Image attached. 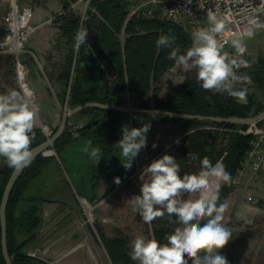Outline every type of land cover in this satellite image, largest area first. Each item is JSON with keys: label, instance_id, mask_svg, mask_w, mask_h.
I'll list each match as a JSON object with an SVG mask.
<instances>
[{"label": "trees", "instance_id": "obj_1", "mask_svg": "<svg viewBox=\"0 0 264 264\" xmlns=\"http://www.w3.org/2000/svg\"><path fill=\"white\" fill-rule=\"evenodd\" d=\"M64 11H69L66 16H57L63 36L70 44L68 76L71 75L75 57L74 35L80 29L81 16L75 15L70 9L72 3L78 0H62ZM128 0H92L87 18L91 30L98 36L101 47L104 49L113 67L105 66L104 61L93 55L91 49L80 46L79 60L91 63L105 76L113 78L116 91L128 92L137 97V106L141 110L152 108L167 110L170 112L200 115L205 117L220 118H256L264 112V56L257 60H249V68H241L240 75L250 77L247 85L249 94L247 104L237 103L226 93L206 91L196 82V73L188 75L179 87H172L165 99L160 98L162 88L155 85L162 77L175 66V62L168 59L169 48H158L156 40L160 35H175L176 44L180 45L182 52L191 46V32L181 25L168 21L146 19L142 17H128L130 11ZM241 85L237 84L236 87ZM258 91L263 92L259 97ZM73 105L78 106L86 102L97 101L112 106L120 105L116 98H99L89 90H82L77 82L73 85ZM211 97V100L207 99ZM81 114L95 113L92 120L99 123L83 137L92 138L93 144L106 151L118 150L115 144L122 138L121 112L101 109L97 107L86 108ZM164 122L173 121L178 124L190 126V133L186 135L183 146L179 149L178 160L180 166L188 167L196 164L200 166L199 159H188V153L197 154L200 159L207 156L213 164L223 158L226 170L231 174V183L227 184L230 192L234 190V180L243 168V163L251 148L253 135H243L237 132L240 128H246L247 124L216 122L212 120H200L189 118H177L159 115ZM264 120L259 122L262 125ZM212 124L217 129L203 128ZM57 128H54L56 133ZM34 139L30 148H34L44 142L46 137L40 128L34 129ZM75 130L70 129L55 143L57 147H63L77 140ZM53 133V134H54ZM227 155L224 156V153ZM224 156V157H223ZM55 156H43L40 154L20 174L11 191L7 207V248L13 264H49L46 260L31 256L25 250L27 244L33 241L42 225V203L48 201L42 196L26 197L25 193L30 183L39 176L49 159ZM14 168L9 167L3 158L0 170V208L6 184ZM127 175L121 183L130 178ZM229 193L220 192V201ZM86 199L90 203L99 201L96 197L89 196ZM79 202L74 203L79 206ZM175 220V217H171ZM169 216L155 219L152 224V234L161 243L164 237L176 226L169 223ZM203 223V221H202ZM93 227V226H92ZM100 240L112 262V264H137L131 259L128 238L124 234L109 237L102 228L95 226ZM2 226L0 217V264H7L1 245ZM191 264V261H189Z\"/></svg>", "mask_w": 264, "mask_h": 264}, {"label": "clouds", "instance_id": "obj_2", "mask_svg": "<svg viewBox=\"0 0 264 264\" xmlns=\"http://www.w3.org/2000/svg\"><path fill=\"white\" fill-rule=\"evenodd\" d=\"M198 6L203 9V2ZM206 19L208 26L192 30L191 46L183 52L176 44L175 35H160L156 46L169 48L168 59L185 72L195 71L196 82L202 89L226 93L237 103L247 104L250 77L238 74L237 70L251 66L243 57L247 51L245 40L253 34L240 32L233 34L230 41L221 40L218 37L227 30L226 20L211 9L207 10ZM87 36L88 31L81 27L73 37L75 47L84 44ZM226 44L234 49V55L225 51ZM237 84L241 86L236 87ZM31 95L27 90L16 89L0 94V157L9 167L19 168L31 158L30 146L38 117V110L29 103ZM150 128V123L140 128L122 126V138L115 147L120 150L124 169L130 170L134 159L147 147ZM175 142L179 144V139ZM152 147L157 145L154 143ZM83 151L95 163L103 156L102 149L93 146L92 140L86 142ZM188 159H199L198 172L181 177L180 164L168 154L154 159L143 169L141 194L133 195L127 203L145 224L150 225L167 214L169 223L176 226L164 237L163 243L154 236H136L131 243V259L137 264H189V261L191 264H228L220 250L232 239V230L222 222L227 204L219 201L221 186L231 183V174L223 158L213 164L207 156L200 159L197 154L188 153ZM114 182L119 185L121 180L116 177ZM173 216L175 220L171 219ZM237 218L251 222L239 212Z\"/></svg>", "mask_w": 264, "mask_h": 264}, {"label": "crops", "instance_id": "obj_3", "mask_svg": "<svg viewBox=\"0 0 264 264\" xmlns=\"http://www.w3.org/2000/svg\"><path fill=\"white\" fill-rule=\"evenodd\" d=\"M83 1L85 4L86 0H78L76 3H72L70 9L75 15L82 16L84 4L81 7L79 3ZM128 2L129 9H131L134 0H128ZM18 4L21 7L28 5L34 7L32 25L36 29L29 37L21 56L23 63L30 71L28 80L36 95L38 105L39 120H36L34 129L39 128V121L48 123L53 128H58L66 108L69 106L68 110H73L77 107L73 105V101L79 99L73 97L72 91L69 104H67V92L70 82L68 76L70 44L63 36L59 22L55 21L58 15L66 16L70 10L64 11L62 0H18ZM8 9V0H0V39L5 36L4 17ZM78 9L80 12H77ZM87 22L88 18L86 17L85 30L89 32L91 28H89ZM179 25L191 32L186 23ZM87 45L93 55L97 56L88 41L80 46L86 48ZM4 57H7L10 61L0 62V94H4L10 89L20 91L16 77H11V64L14 66V56L8 51L0 50V58L3 59ZM176 67L175 65L173 68ZM38 72L41 73L42 79ZM169 75H171V69L155 84L162 88L160 92L161 99H165L169 93V89H165L163 84ZM183 81L172 87H179ZM75 82H77L80 89L89 90L99 98L109 96V98L120 100V105L116 106L128 109L138 108L136 96L128 92L116 91L113 78L102 75L95 65L79 60V56L73 85ZM112 111L121 112L122 124L129 126V128H140L144 123L155 124L156 119L161 120L158 117L159 115L150 113L129 110ZM94 114H81L78 112L71 115L69 121L82 125L92 121ZM140 115L143 116L142 120L139 118ZM173 123L172 128H184L183 132L185 133L188 132L187 128H191L187 125ZM210 126L213 125L207 124L203 128H209ZM260 126L264 127V122ZM70 129L68 126L67 130ZM80 137H83V135ZM52 158L54 157L49 159L48 164L53 160ZM2 163L3 158L0 157V170ZM111 176V174L106 176L104 180H114ZM234 185V190L229 192V195L222 200V203L227 204L222 222L232 230V239L220 250V254L226 257L228 264H264V167L258 176L253 175L251 167H243L235 177ZM78 196L85 199L83 203L86 202V194H79ZM250 197H253L257 202L250 201ZM47 200L42 203V225L38 235L27 244L25 247L26 252L31 256L46 260L49 264H81V260L86 261V257H89L86 254L88 253L86 250V227H84L80 216L81 207L71 205L72 203L65 204L50 201L52 199ZM238 212L246 216L251 222L245 223L243 220L238 219ZM69 255L75 256L68 257Z\"/></svg>", "mask_w": 264, "mask_h": 264}, {"label": "rangeland", "instance_id": "obj_4", "mask_svg": "<svg viewBox=\"0 0 264 264\" xmlns=\"http://www.w3.org/2000/svg\"><path fill=\"white\" fill-rule=\"evenodd\" d=\"M83 6L84 1L79 3ZM77 12H80L79 9ZM247 51L244 59L257 60L264 56V34L257 33L245 40ZM225 51L235 54L230 45L225 47ZM9 62L6 57L0 58V62ZM11 77L15 78V68L11 64ZM195 71L185 72L181 67H176L171 75L167 76L163 82L165 89H170L185 80L188 75ZM34 78V77H33ZM93 85V84H91ZM259 97H263V92L258 91ZM39 116V115H38ZM141 120L142 115L139 117ZM158 118V117H156ZM159 119V118H158ZM39 120V117L36 119ZM135 121V119H133ZM161 121V122H160ZM40 123V121H39ZM173 121L164 122L156 119L155 124H151L150 131L147 133V147L142 149L133 161L130 170L123 168L119 155L120 150L106 151L102 148L103 156L98 163L89 159L83 151L86 142L93 140L90 137H79L76 141L63 147H57V152L53 160L43 172L37 176L25 193V196H42L46 199L58 200L60 202L73 205L85 201L79 198V194H86L99 199L95 203H90L88 199L80 203L81 217L84 227H86V261L81 260V264H112L95 226L102 228L105 235L112 237L124 234L128 238L129 252L131 253V243L136 236L143 235L151 237L152 224H145L139 213L132 209V205L127 203L133 195H140L142 181L140 179L143 169L154 159L161 158L164 154L172 155L178 160L179 149L183 146L185 135L190 133L183 132L184 128H172ZM171 126V128H170ZM153 127V128H152ZM179 139V144L175 141ZM157 147L153 148L152 145ZM93 146H96L93 144ZM98 146V145H97ZM179 163V161H177ZM179 175L185 173L192 174L199 171L200 166L193 164L188 167L180 166ZM112 179L119 177L124 179L127 175L130 178L117 185L114 180H104L108 175ZM99 183V186H98ZM98 186V189H97ZM223 188V185L221 186ZM98 190V191H97ZM222 189H220L221 191ZM98 196V197H97ZM186 198V197H185ZM91 209L94 227H92L84 209ZM90 217V216H89ZM75 256V255H69ZM90 258V259H89Z\"/></svg>", "mask_w": 264, "mask_h": 264}, {"label": "built area", "instance_id": "obj_5", "mask_svg": "<svg viewBox=\"0 0 264 264\" xmlns=\"http://www.w3.org/2000/svg\"><path fill=\"white\" fill-rule=\"evenodd\" d=\"M8 2L9 9L4 17L5 36L0 39V50L8 51L14 56L15 74L20 91L27 90L32 93L29 103L38 110L36 95L28 80L30 71L21 59L26 43L36 29L32 25L34 7L31 5L21 7L18 0H8ZM199 2H203V9L198 6ZM208 9L216 12L227 22V30L218 37L221 40L230 41L233 34L240 32L264 34V0H190V2L189 0H134L128 17L186 23L192 32L194 28L208 26L206 19ZM174 70L175 68H172L171 72ZM262 120L264 118L237 130L243 135L255 137L243 163V167L252 168L255 176H258L264 167V127L259 125ZM68 126L76 131L81 125L69 121ZM39 128L46 139L54 133V128L48 123L40 121ZM208 129H217V127L210 126ZM44 154V156H53L56 151L52 148ZM225 154L227 152L224 156ZM249 200L257 202L253 197ZM87 217L94 227V219Z\"/></svg>", "mask_w": 264, "mask_h": 264}, {"label": "water", "instance_id": "obj_6", "mask_svg": "<svg viewBox=\"0 0 264 264\" xmlns=\"http://www.w3.org/2000/svg\"><path fill=\"white\" fill-rule=\"evenodd\" d=\"M91 2H92V0H86L85 1L84 8L82 11V16H81L80 28L83 27L85 29V20H86L87 12H88V9H89ZM89 28H91L90 25H89ZM86 41H88L90 43L91 48L94 51V53L104 61L105 66H109V67L114 68L112 62L109 60L104 49L101 47L98 36L92 30H90L88 32V36L86 38ZM79 51H80V46H79V48L76 47V49H75V57H74V61H73V66H72L71 75H70V82H69V87H68V92H67V104H69V101H70V98L72 95V91H73V82H74L76 68H77ZM38 74H39L40 78L42 79L43 77H42L41 73L38 72ZM68 107L66 108V111L63 114L61 124L57 128L56 133H54L50 138L46 139L44 142H42L38 146L31 149L32 154H31V158H30L29 162L25 165H21L19 168H14V170H13V172H12V174H11L7 184H6L4 194H3V198H2V202H1L0 217H1V226H2L1 245H2L3 255L5 257L7 264H13L11 257L9 255V252H8V248H7V216H6V207H7V203H8L11 191L13 189V186H14L15 182L17 181V179L19 178L20 174L26 169V167L28 165H30L40 154H42L44 156L45 152L54 148L55 143L66 132L71 115L76 114L85 108L100 107V108H105V109H110V110H123V111L129 110V111L139 112V113H150L153 115L170 116L169 113H171L172 115L170 117L200 119V120H212V121H216V122H231V123H240V124H251L253 122L258 121L261 118H264V112L256 118L232 117V118L224 119V118H220V117H205V116H200V115H191V114L170 112L167 110H160V109H156V108H152V109H148V110H141L139 108H129L128 109V108L120 107V106H109L107 104H102L99 102H86V103H83V104L75 107L73 110H68ZM98 123H99V120L96 119V120L89 121L85 124H82L77 129V131L75 132V138H79L80 136L84 135L85 133H88ZM222 192L223 193H229L230 192L229 186L223 185ZM50 201L60 202L58 200H50ZM62 203H64V202H62ZM81 203L83 206L82 201H81ZM65 204H68V203H65ZM84 211H85V209H84ZM85 212L88 216V212L87 211H85Z\"/></svg>", "mask_w": 264, "mask_h": 264}, {"label": "bare ground", "instance_id": "obj_7", "mask_svg": "<svg viewBox=\"0 0 264 264\" xmlns=\"http://www.w3.org/2000/svg\"><path fill=\"white\" fill-rule=\"evenodd\" d=\"M90 210H91V209H87V212H88V216H90V218H91L93 215H92V213H91Z\"/></svg>", "mask_w": 264, "mask_h": 264}]
</instances>
